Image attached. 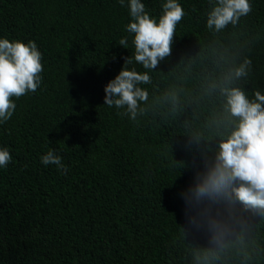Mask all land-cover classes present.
<instances>
[{"label": "trees", "instance_id": "obj_1", "mask_svg": "<svg viewBox=\"0 0 264 264\" xmlns=\"http://www.w3.org/2000/svg\"><path fill=\"white\" fill-rule=\"evenodd\" d=\"M166 2L141 0L157 22ZM177 2L171 55L146 69L129 0H0V39L35 41L44 65L0 123L12 156L0 168V264H264V210L185 199L238 122L225 89L264 95V0L219 31L207 27L218 0ZM125 58L149 76L135 119L104 105ZM50 149L66 173L41 162Z\"/></svg>", "mask_w": 264, "mask_h": 264}, {"label": "clouds", "instance_id": "obj_2", "mask_svg": "<svg viewBox=\"0 0 264 264\" xmlns=\"http://www.w3.org/2000/svg\"><path fill=\"white\" fill-rule=\"evenodd\" d=\"M124 2L120 0L122 6ZM218 4L207 20V27L214 26L217 31L229 23L235 24L252 11L249 0H218ZM128 6L131 22L126 31L133 34L134 60L146 69H155L161 60L171 55L175 29L184 17V10L177 0H167L157 22L146 12L141 0H129ZM119 45L127 48L128 39H120ZM42 60L35 41L0 39V123L14 114L17 106L13 98L35 93L40 87L44 71ZM128 63L131 59L125 58V66L106 85L104 105L109 108L126 105L131 118L135 119L138 101L147 99V92L136 85L148 83L149 76L128 70ZM250 65V60L245 61L235 70L236 77L248 75L246 68ZM225 94V109L238 122L227 139L218 145L215 161L198 175L195 187L185 199L198 204L234 196L246 207L264 210V95L257 90L255 99L250 100L239 88L225 89ZM11 159L7 149H0V168L7 167ZM41 162L56 165L58 171H68L54 149L43 155ZM213 227L219 230L222 226L214 223Z\"/></svg>", "mask_w": 264, "mask_h": 264}]
</instances>
